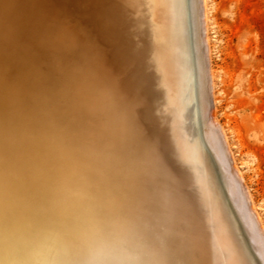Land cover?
<instances>
[{
	"label": "bare ground",
	"instance_id": "6f19581e",
	"mask_svg": "<svg viewBox=\"0 0 264 264\" xmlns=\"http://www.w3.org/2000/svg\"><path fill=\"white\" fill-rule=\"evenodd\" d=\"M207 4L0 0V264H46L63 247L34 219L60 93L73 87L130 139L148 130L164 146L172 196L145 226L183 242L165 256L85 236L99 257L87 264H264V222L213 110Z\"/></svg>",
	"mask_w": 264,
	"mask_h": 264
},
{
	"label": "snow or ice",
	"instance_id": "6c2138e0",
	"mask_svg": "<svg viewBox=\"0 0 264 264\" xmlns=\"http://www.w3.org/2000/svg\"><path fill=\"white\" fill-rule=\"evenodd\" d=\"M71 113L70 119L64 117ZM50 167L42 174L35 223L64 243L45 257L46 264H87L99 257L85 236L109 247L158 248L178 253V236L145 226L163 214L172 189L160 177L170 163L162 144L148 130L129 138L127 127L113 126L106 114L78 88L60 93L55 114ZM175 264V262H174Z\"/></svg>",
	"mask_w": 264,
	"mask_h": 264
},
{
	"label": "rangeland",
	"instance_id": "374dc122",
	"mask_svg": "<svg viewBox=\"0 0 264 264\" xmlns=\"http://www.w3.org/2000/svg\"><path fill=\"white\" fill-rule=\"evenodd\" d=\"M207 6L213 110L264 222V0H208Z\"/></svg>",
	"mask_w": 264,
	"mask_h": 264
}]
</instances>
